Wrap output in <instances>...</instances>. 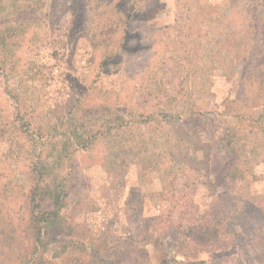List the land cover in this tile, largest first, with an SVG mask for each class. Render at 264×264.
Here are the masks:
<instances>
[{"label": "rangeland", "instance_id": "1", "mask_svg": "<svg viewBox=\"0 0 264 264\" xmlns=\"http://www.w3.org/2000/svg\"><path fill=\"white\" fill-rule=\"evenodd\" d=\"M84 261L264 264V0H0V264Z\"/></svg>", "mask_w": 264, "mask_h": 264}, {"label": "trees", "instance_id": "2", "mask_svg": "<svg viewBox=\"0 0 264 264\" xmlns=\"http://www.w3.org/2000/svg\"><path fill=\"white\" fill-rule=\"evenodd\" d=\"M80 22H82L81 19H79L77 21V24H79ZM57 197H59L58 193H57V196L54 198V200L57 199ZM31 209L37 210L40 208L38 206H36V209H35V206L34 207L32 206ZM41 212L37 211L36 215L34 217H31V213H32V216L35 214V211H31L30 216H29V217H31L32 220H34L37 227H39L38 223H41L42 221H44L43 227H45L48 223H50V221H52L50 216L48 218L44 217L45 211H41ZM209 212L207 214H205V217L202 219V221H200V223H198L194 227H192V231L195 234L194 236L195 237L198 235L200 236V239H198V246L200 248H204L205 244H207V243L210 244L213 242V240L216 241L218 239V238L217 239L211 238L210 235H212V236L218 235L219 230H220V224H219L220 221H218V218L214 217L213 213L209 214ZM53 222H55V221H53ZM217 227H218V229H217ZM44 229L47 230V227ZM34 248L36 249L37 245H35ZM82 252H84V251H82ZM69 263L71 264V262H69ZM80 264H89V262L86 263V261H84L83 263H80ZM190 264H192V263H190Z\"/></svg>", "mask_w": 264, "mask_h": 264}]
</instances>
